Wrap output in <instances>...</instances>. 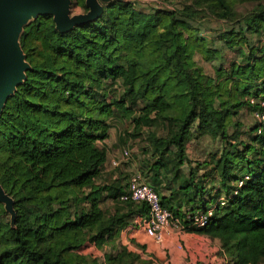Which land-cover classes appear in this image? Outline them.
Segmentation results:
<instances>
[{
	"label": "trees",
	"instance_id": "trees-1",
	"mask_svg": "<svg viewBox=\"0 0 264 264\" xmlns=\"http://www.w3.org/2000/svg\"><path fill=\"white\" fill-rule=\"evenodd\" d=\"M256 1L236 25L219 32L238 53L219 83L194 61L195 53L210 60L219 51L210 47L214 38L208 46L193 17L208 10L218 20H233L232 0H193L195 9L153 12L111 1L100 17L66 32L56 30L51 15L24 27L20 43L31 68L0 116V184L16 212L11 225L0 203V264H97L73 253L130 217L148 215L144 203L121 200L129 179L122 165L103 176L105 140L117 111L136 132L163 127L164 135L148 134L157 159L141 176L183 229L219 240L226 264H262L264 130L258 134L255 123L247 142L231 141L227 133L237 109L248 105L253 112L264 99V45L253 42L264 36V5ZM74 3L87 9L84 0ZM195 123L225 142L216 160L218 186L207 199L190 172L192 181H179L166 197L162 181L173 188L179 178ZM199 213L207 216L204 226L193 224Z\"/></svg>",
	"mask_w": 264,
	"mask_h": 264
},
{
	"label": "rangeland",
	"instance_id": "rangeland-1",
	"mask_svg": "<svg viewBox=\"0 0 264 264\" xmlns=\"http://www.w3.org/2000/svg\"><path fill=\"white\" fill-rule=\"evenodd\" d=\"M136 4L137 8L153 12L154 10L161 8V6L173 8V7H181L183 8L185 5H189L194 7L193 0H129ZM167 3H166V2ZM172 1V2H171ZM171 2V3H170ZM233 9L236 12V18L230 21L226 20H218L209 15V11L206 10L204 13L202 11H197V16L193 17V24H195L199 29H201L202 35L207 38L208 46H210L212 39L214 38L213 45L211 48L218 49L219 53H217L213 59L206 60L201 54L195 53L193 58L197 66L202 68V71L207 74L212 80L219 83L221 77L219 76L220 72H229L231 69V65L233 61L237 60V51L234 48H228L227 45L223 43V41L219 38V32L222 30L229 29L231 26L236 25V21L242 15L250 12L258 3L256 0H232ZM260 3L264 5V0H260ZM85 4V0H84ZM87 9L82 7V5H78L74 3V6L71 8L72 14L76 13H85ZM261 41H257L254 39L257 45H264V36L259 38ZM117 81L113 88L118 92L120 96L122 92V87ZM217 85V83H216ZM247 98H253L247 96ZM233 124L227 127V133L230 136L231 141H244L247 142L250 136L251 127L254 126L255 118L249 108L248 105H244L236 110L234 115H232ZM161 125H156L155 127L149 128L144 127L140 132H136L134 130L133 125L129 120L122 118V113L117 111L116 117L112 118L111 126L108 131V136L106 138V142L108 143V149H113L115 154L113 155V160L119 162L118 165H122L125 168L124 175L125 177L130 176L132 172H137L141 174L144 166H150L152 162L157 159V156L151 157V149L150 144L148 142V134H153L155 132L157 135L161 136L165 134V131L162 129ZM140 133V134H138ZM225 145L224 140L220 136L213 137L207 133L201 132L196 128V123L191 126V131L188 135V140L186 142V151L188 155L187 162H185L181 166V174L179 178H176L172 182V187L167 186L166 180L162 181V193L164 196L168 197L172 191V189L177 188V183L179 181L191 182L190 172L194 173L193 182H199L201 186L205 188L204 197L209 199V194L213 195L215 193V188L218 186L219 181V173L215 169L217 162L216 160L220 156V152ZM127 150L130 154L129 159H132L129 162V159H125L124 150ZM131 163V164H130ZM113 164V162H112ZM115 165V164H113ZM109 163V167H110ZM147 167H145L146 169ZM169 177L172 176V173L168 174ZM223 189V188H222ZM219 195L224 196V191L220 190ZM107 206L113 208L112 203H106ZM209 205V203H208ZM8 214V213H7ZM8 218L10 219V215L8 214ZM131 228V227H130ZM129 228H122L120 233L116 237L119 242L123 243V245H127V230ZM171 232L174 230L169 229ZM177 230V229H175ZM179 230V229H178ZM182 230V229H181ZM167 233L164 235L163 241L161 243H155L151 240L150 244L154 250V256L156 260H154L153 264H163L165 260H160L157 258V253L160 251L164 253L166 251V258L170 259L172 264H179L181 260V255L184 251L183 241L178 237L176 238L175 233ZM174 232V231H173ZM174 234V235H173ZM196 235V234H193ZM141 237V236H139ZM143 238V237H142ZM121 241V242H120ZM183 243V244H182ZM163 244L164 248L161 246ZM220 242L218 240H206L205 237L201 235H196V239L187 238V246L190 248V252H193L191 255L192 259L190 264H222L219 262L222 258V252L219 249ZM93 247V245H90ZM131 246V245H130ZM196 246L201 248L200 252H196ZM209 248V253H206L205 247ZM182 247V248H181ZM108 248V249H107ZM168 248V249H167ZM106 251H110V247H106ZM167 249V250H166ZM171 250L170 254L167 252ZM188 252V253H190ZM96 257V259L102 260L105 253L104 250L101 249H87L85 250V254L80 252L79 255H89ZM163 259V258H162ZM165 259V257H164ZM97 261V260H95ZM162 261V262H161ZM189 261V260H187ZM98 262V261H97ZM168 262V264H170ZM264 264V261L262 262Z\"/></svg>",
	"mask_w": 264,
	"mask_h": 264
},
{
	"label": "water",
	"instance_id": "water-1",
	"mask_svg": "<svg viewBox=\"0 0 264 264\" xmlns=\"http://www.w3.org/2000/svg\"><path fill=\"white\" fill-rule=\"evenodd\" d=\"M111 1L85 0L87 11L72 14V0H0V116L8 98L26 79L31 68L20 43L24 27L41 15H51L56 30L66 32L101 16ZM0 203L14 224V201L0 184Z\"/></svg>",
	"mask_w": 264,
	"mask_h": 264
},
{
	"label": "crops",
	"instance_id": "crops-1",
	"mask_svg": "<svg viewBox=\"0 0 264 264\" xmlns=\"http://www.w3.org/2000/svg\"><path fill=\"white\" fill-rule=\"evenodd\" d=\"M106 142V141H105ZM106 145L108 146V143L106 142ZM108 148V147H107ZM115 154L114 150L111 149H107V161L104 165L103 168V176H105L106 172L111 171L112 169H114L117 166H114L112 164L113 160V155ZM109 163H110V167H109ZM119 166V165H118ZM145 216L136 214L132 217H130L126 223L122 226H118L116 227L113 231H111L107 236H105L104 239L102 240H96L91 244H87L85 246V248L80 249L79 251H77L76 253H73V256L75 257H89L92 260H97L95 261L97 264H153L154 260H156L155 256H154V250L153 247L151 246L150 242L151 240L155 243H161L163 241H156L155 239L149 237L146 233H145V229H144V219ZM129 228L127 231V245H123V243H118L119 241L116 240L118 234L120 233V230L122 228ZM131 227V228H130ZM173 230V229H172ZM174 231V232H173ZM172 232L168 229L166 231H163V235L167 234V233H175L176 238H180L183 243L185 241V243L183 244V248L184 251L182 253H179L181 255V260L179 262V264H190V261L192 259L191 255L193 254V252H190V248L187 246V238H194L196 239V235L198 236L199 234L193 233V232H189L186 231L184 229L182 230H173ZM196 234V235H193ZM174 235V234H173ZM141 236V237H139ZM202 237H205L206 240H209L208 237L201 235ZM143 237V238H142ZM164 238V237H163ZM212 240H216V239H212ZM150 241V242H149ZM219 242V240H218ZM90 245H93L90 246ZM131 245V246H130ZM109 246L110 247V251H106V247ZM163 248V244L161 245ZM91 250V249H101L104 250L105 253L102 254L103 259L99 260L96 259V257L92 256L93 253L89 254V255H79L80 252H83V254H85V250ZM168 249V248H167ZM166 249V250H167ZM201 248H198V246H196V252H200ZM219 249L221 250V247L219 245ZM125 250V255L122 254V251ZM206 253H209V248L206 246L205 249ZM163 252V251H162ZM162 252H158L157 253V258H159L160 260H165V262L163 264H168V262H170V259L166 258V251H164V253ZM169 254L171 252V250L169 249L167 251ZM190 252V253H188ZM122 254V255H121ZM165 257V259H164ZM163 258V259H162ZM222 259L219 260V262H221L222 264H226V260L224 257V254L222 253ZM189 260V261H187ZM161 261V262H162ZM170 264H172L170 262Z\"/></svg>",
	"mask_w": 264,
	"mask_h": 264
},
{
	"label": "built area",
	"instance_id": "built-area-1",
	"mask_svg": "<svg viewBox=\"0 0 264 264\" xmlns=\"http://www.w3.org/2000/svg\"><path fill=\"white\" fill-rule=\"evenodd\" d=\"M250 103L254 104L256 101L251 98ZM255 122L258 124L256 132L259 134L264 130V99L258 100V108L252 112ZM125 159H129L130 154L125 149ZM114 166L119 162L113 161ZM123 201H133L136 203H144L148 209V215L143 219L145 233L160 241L163 239V231L168 229H183L181 221L175 217L169 209L164 207L156 190L148 184L140 173L132 172L128 179V188L125 195L121 197ZM207 223V216L199 213L193 217V224L195 226H204Z\"/></svg>",
	"mask_w": 264,
	"mask_h": 264
}]
</instances>
